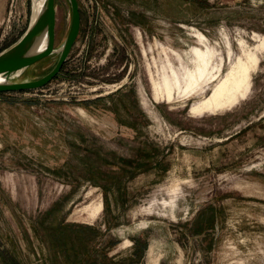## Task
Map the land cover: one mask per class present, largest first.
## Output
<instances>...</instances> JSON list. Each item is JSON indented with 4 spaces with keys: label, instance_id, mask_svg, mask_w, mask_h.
Segmentation results:
<instances>
[{
    "label": "rangeland",
    "instance_id": "obj_1",
    "mask_svg": "<svg viewBox=\"0 0 264 264\" xmlns=\"http://www.w3.org/2000/svg\"><path fill=\"white\" fill-rule=\"evenodd\" d=\"M33 2L0 0V53ZM78 2L58 77L0 92V264H264V0Z\"/></svg>",
    "mask_w": 264,
    "mask_h": 264
},
{
    "label": "water",
    "instance_id": "obj_2",
    "mask_svg": "<svg viewBox=\"0 0 264 264\" xmlns=\"http://www.w3.org/2000/svg\"><path fill=\"white\" fill-rule=\"evenodd\" d=\"M71 22L61 46L56 47V0H34L33 17L21 38L0 53V92L36 90L55 79L77 41L81 30L78 0H68ZM39 7L36 9V6ZM53 54L58 58L49 72L32 80L10 81V77Z\"/></svg>",
    "mask_w": 264,
    "mask_h": 264
},
{
    "label": "bare ground",
    "instance_id": "obj_3",
    "mask_svg": "<svg viewBox=\"0 0 264 264\" xmlns=\"http://www.w3.org/2000/svg\"><path fill=\"white\" fill-rule=\"evenodd\" d=\"M38 7H39V5L36 6V9H37ZM33 77H34V76H33ZM0 80H1V77H0ZM243 81H244V80H243ZM196 83H198V81L195 80V78H194L193 75H191V79H190V83H189L188 88H191V87L194 86ZM198 84H199V83H198ZM221 87H222V86H220V88H221ZM241 93H242V92L234 93V94H233V99H236ZM169 95H170V96L172 95L170 89H169ZM218 104H220V103H217V104H215V105L218 106Z\"/></svg>",
    "mask_w": 264,
    "mask_h": 264
},
{
    "label": "trees",
    "instance_id": "obj_4",
    "mask_svg": "<svg viewBox=\"0 0 264 264\" xmlns=\"http://www.w3.org/2000/svg\"><path fill=\"white\" fill-rule=\"evenodd\" d=\"M57 77H58V76H57ZM57 77H56V78H57ZM80 227H84V228H86V226H84V225H80ZM88 264H89V263H88Z\"/></svg>",
    "mask_w": 264,
    "mask_h": 264
},
{
    "label": "flooded vegetation",
    "instance_id": "obj_5",
    "mask_svg": "<svg viewBox=\"0 0 264 264\" xmlns=\"http://www.w3.org/2000/svg\"><path fill=\"white\" fill-rule=\"evenodd\" d=\"M80 32H81V30H80Z\"/></svg>",
    "mask_w": 264,
    "mask_h": 264
}]
</instances>
